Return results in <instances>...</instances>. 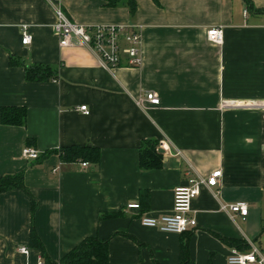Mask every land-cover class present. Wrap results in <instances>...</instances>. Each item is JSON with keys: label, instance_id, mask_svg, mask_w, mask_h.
<instances>
[{"label": "crops", "instance_id": "obj_1", "mask_svg": "<svg viewBox=\"0 0 264 264\" xmlns=\"http://www.w3.org/2000/svg\"><path fill=\"white\" fill-rule=\"evenodd\" d=\"M252 1L264 8V0ZM136 4L132 15L126 1L0 0V112L28 111L26 126L0 122V177L22 172L31 195L0 194V264H46L30 244L32 226L54 264L94 237L109 240L110 264H228L234 248L247 252L251 242L264 250V15L244 0ZM58 8L78 24L140 25L141 64L124 59L108 70L86 47H61ZM214 26L224 29L221 46L208 41ZM11 56L49 65L57 78L28 82ZM151 91L160 105L138 106ZM150 140L158 153L162 140L169 143L156 169L141 167L140 148ZM71 146L98 148L100 163L64 162L60 151ZM25 147L39 158L24 157ZM216 171L218 186L193 201L196 227L177 235L141 224L172 213L176 188ZM240 202L246 217L223 209ZM131 203L140 210L127 209Z\"/></svg>", "mask_w": 264, "mask_h": 264}, {"label": "built area", "instance_id": "obj_2", "mask_svg": "<svg viewBox=\"0 0 264 264\" xmlns=\"http://www.w3.org/2000/svg\"><path fill=\"white\" fill-rule=\"evenodd\" d=\"M57 22L55 30L60 37V46L86 47L96 54L101 65L108 70L117 68L127 59L128 65L137 67L142 62V29L137 24H95L83 25L73 22L63 11L58 8L56 11ZM208 41L215 45L224 43V29L221 26H214L207 31ZM33 37L28 26L22 29V44L29 45ZM137 105L146 109L149 106H159L160 98L153 91L147 92L144 97L137 100ZM80 110L89 115L88 106H81ZM160 148L169 149L167 140L160 142ZM23 155L27 159L37 160L39 152L32 147H25ZM83 167L89 166L83 163ZM221 171L213 172L208 177L197 175L191 178L186 186L174 190L172 213L162 216H145L140 221L146 228L156 229L163 233L183 235L190 228L197 226V220L193 218V201L200 196L203 187L218 186ZM140 204L131 203L127 205L129 210H140ZM223 209L232 215L246 217L249 212L248 204L244 202L223 206ZM30 250L27 246H21L19 253L27 256ZM228 264H264V250L250 242V250L241 252L237 248L232 249L227 259ZM41 264V263H40ZM43 264V262H42Z\"/></svg>", "mask_w": 264, "mask_h": 264}, {"label": "trees", "instance_id": "obj_3", "mask_svg": "<svg viewBox=\"0 0 264 264\" xmlns=\"http://www.w3.org/2000/svg\"><path fill=\"white\" fill-rule=\"evenodd\" d=\"M106 6L116 7L120 2L126 1L130 13H136V0H104ZM248 10L254 15H264V8H257L252 0H244ZM10 66H22L25 68V78L28 82H45L56 79L55 70L49 65H25L24 62L13 56L10 57ZM28 111L25 107H4L0 112V122L6 126H26ZM141 167L144 169H156L161 166L160 154L158 153V142L150 140L143 142L140 148ZM60 156L64 162H82L99 164L101 161V151L89 146H71L60 151ZM12 189L29 191L24 183L22 172L0 177V194ZM31 196V195H30ZM37 210V202L32 198L33 219ZM116 214H107L103 217H115ZM34 221V220H33ZM33 247L42 252V259L46 264H54L47 260V253L38 237L34 226H32L31 243ZM44 263V262H43ZM58 264H110L109 260V240L97 237L88 238L72 252L67 254Z\"/></svg>", "mask_w": 264, "mask_h": 264}, {"label": "water", "instance_id": "obj_4", "mask_svg": "<svg viewBox=\"0 0 264 264\" xmlns=\"http://www.w3.org/2000/svg\"><path fill=\"white\" fill-rule=\"evenodd\" d=\"M159 153L164 154L165 152H164V150L160 149Z\"/></svg>", "mask_w": 264, "mask_h": 264}]
</instances>
